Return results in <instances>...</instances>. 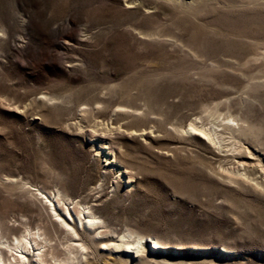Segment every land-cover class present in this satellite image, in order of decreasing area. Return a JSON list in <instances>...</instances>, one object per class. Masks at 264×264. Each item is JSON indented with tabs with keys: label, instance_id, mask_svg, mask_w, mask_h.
Segmentation results:
<instances>
[{
	"label": "rangeland",
	"instance_id": "1",
	"mask_svg": "<svg viewBox=\"0 0 264 264\" xmlns=\"http://www.w3.org/2000/svg\"><path fill=\"white\" fill-rule=\"evenodd\" d=\"M216 105L223 111L211 116ZM227 113L259 133L240 141V156L229 134L214 147L175 130ZM116 125L124 135L108 133ZM95 134L114 141L129 189L96 155ZM242 160L264 182V0H0V216L9 226L21 219L17 187L50 198L63 187L97 201L113 229L158 240V264H264V192L227 178Z\"/></svg>",
	"mask_w": 264,
	"mask_h": 264
},
{
	"label": "bare ground",
	"instance_id": "2",
	"mask_svg": "<svg viewBox=\"0 0 264 264\" xmlns=\"http://www.w3.org/2000/svg\"><path fill=\"white\" fill-rule=\"evenodd\" d=\"M216 106L209 111L211 116L220 110L219 105ZM218 117H222L221 123L216 124L212 121L206 124L204 123L206 118L196 117L187 127L177 125L175 130L196 136L214 147H220L222 135L229 134V140H232L229 146L233 148L232 151L239 156L242 155L243 148L239 143L243 140L252 141L258 136L259 133L253 130L255 126L247 124V118H237L231 113L224 116L220 114ZM121 130L123 126L116 125L109 127L107 131L110 134L120 133ZM124 130L127 132L126 130L129 129ZM148 132L142 130L138 136L146 138L154 133ZM128 133L132 136L135 132ZM114 144L108 134L107 136L95 134L92 139L96 155L103 158L108 169L116 170L119 179L129 189L133 186V176L119 164L112 148ZM261 162L258 160L257 164ZM240 165L243 172H229L227 178L242 186L247 185L256 192H264V182L258 181L256 177L250 178L253 175L248 171V168L252 166L251 161L242 160ZM27 183L24 182L22 186L17 187L18 192L14 194L18 199H24L20 203L19 217L21 219L14 221L18 223V227L9 226L7 218L0 216V264L98 263L100 261L98 255L104 252L109 256L123 254L125 258L120 260L122 264H158L153 251L159 248L160 242L152 237L150 241L145 235L130 229H126L123 233L113 229L109 220L103 218L99 208L94 205L93 202L97 201L88 200L87 197L80 199V196L68 194L63 187L53 194V198H50L43 189H36L37 193L34 194L30 189L24 188ZM37 195L42 198H38ZM69 205L72 207L69 208ZM38 222H45L47 225L37 224ZM76 223L81 226L80 230L76 227ZM94 245L100 247L95 249Z\"/></svg>",
	"mask_w": 264,
	"mask_h": 264
}]
</instances>
